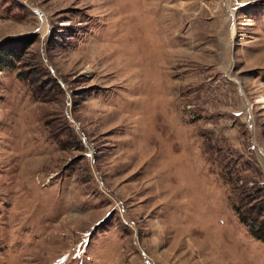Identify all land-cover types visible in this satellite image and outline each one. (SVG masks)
I'll return each mask as SVG.
<instances>
[{
  "label": "rangeland",
  "instance_id": "1",
  "mask_svg": "<svg viewBox=\"0 0 264 264\" xmlns=\"http://www.w3.org/2000/svg\"><path fill=\"white\" fill-rule=\"evenodd\" d=\"M250 192L264 0H0V264H264Z\"/></svg>",
  "mask_w": 264,
  "mask_h": 264
},
{
  "label": "trees",
  "instance_id": "2",
  "mask_svg": "<svg viewBox=\"0 0 264 264\" xmlns=\"http://www.w3.org/2000/svg\"><path fill=\"white\" fill-rule=\"evenodd\" d=\"M11 52L4 56L11 57ZM243 201L235 207V213L247 230L264 242V196L247 193Z\"/></svg>",
  "mask_w": 264,
  "mask_h": 264
}]
</instances>
